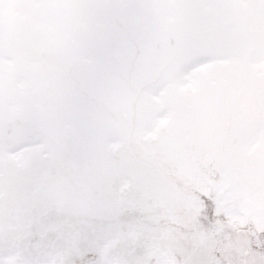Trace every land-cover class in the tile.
Segmentation results:
<instances>
[{
  "label": "rangeland",
  "instance_id": "rangeland-1",
  "mask_svg": "<svg viewBox=\"0 0 264 264\" xmlns=\"http://www.w3.org/2000/svg\"><path fill=\"white\" fill-rule=\"evenodd\" d=\"M233 233L264 264V0H0V264H249Z\"/></svg>",
  "mask_w": 264,
  "mask_h": 264
},
{
  "label": "bare ground",
  "instance_id": "bare-ground-1",
  "mask_svg": "<svg viewBox=\"0 0 264 264\" xmlns=\"http://www.w3.org/2000/svg\"><path fill=\"white\" fill-rule=\"evenodd\" d=\"M163 235L166 236L167 232H164ZM233 240L236 246L241 248V250L243 251L247 262L249 264H255V255L253 252L249 251L248 246H247V239L240 233H233ZM106 249H107V246H104L103 249L101 250V253H104ZM168 251H169V247L167 246V248L162 252V255L166 256L168 254ZM23 262L27 263V260H23Z\"/></svg>",
  "mask_w": 264,
  "mask_h": 264
}]
</instances>
